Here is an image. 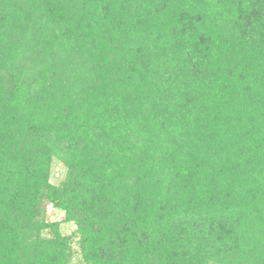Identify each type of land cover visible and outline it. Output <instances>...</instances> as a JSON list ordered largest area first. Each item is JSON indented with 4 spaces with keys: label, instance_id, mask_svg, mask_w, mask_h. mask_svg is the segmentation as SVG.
<instances>
[{
    "label": "trees",
    "instance_id": "16d2710c",
    "mask_svg": "<svg viewBox=\"0 0 264 264\" xmlns=\"http://www.w3.org/2000/svg\"><path fill=\"white\" fill-rule=\"evenodd\" d=\"M0 264H264V0H0Z\"/></svg>",
    "mask_w": 264,
    "mask_h": 264
},
{
    "label": "rangeland",
    "instance_id": "374dc122",
    "mask_svg": "<svg viewBox=\"0 0 264 264\" xmlns=\"http://www.w3.org/2000/svg\"><path fill=\"white\" fill-rule=\"evenodd\" d=\"M65 175L66 168L64 167L63 163L54 158L50 167V177L48 183L53 187H59L64 181ZM44 209V216L48 222H60V233L62 236H70L75 234V225L72 222H62L63 215L61 212L54 209L50 204H47ZM75 261L76 259L73 260V262Z\"/></svg>",
    "mask_w": 264,
    "mask_h": 264
}]
</instances>
